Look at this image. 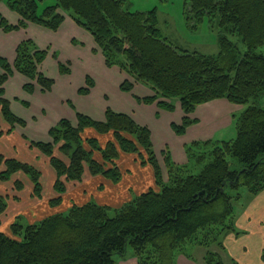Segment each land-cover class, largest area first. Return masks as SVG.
I'll return each instance as SVG.
<instances>
[{"label":"trees","instance_id":"1","mask_svg":"<svg viewBox=\"0 0 264 264\" xmlns=\"http://www.w3.org/2000/svg\"><path fill=\"white\" fill-rule=\"evenodd\" d=\"M53 1L39 14L36 0H0L20 17L18 24L10 25L0 15V29L10 33L33 24L55 32L67 16L91 36L108 68L117 67L152 92V97L138 102L156 104L166 112H173L174 103H179L184 117L179 125H171L178 136L196 123L189 116L198 105L225 100L244 109L234 118V140L190 144L185 149L189 163L184 166L163 154L166 180L148 128L128 115L107 108L103 122L79 113L75 126L60 120L48 132L52 143L29 142L48 158L58 195L65 193L66 182H80L85 170L119 184L120 155H134L141 166H149L154 188L132 196L119 208L91 200L33 224L23 225L24 217L17 216L8 235L0 232V264H116L114 258H125L128 246L137 264H176L178 255L193 260L186 253V246L193 245L205 250L203 264H224V237L242 234L235 228L234 209L242 197L240 188L253 197L264 192V109L251 103L264 95V54L255 53L264 44V0H185L187 20L194 22L193 27L207 18L220 28L216 56L172 46L159 32L155 12H130L126 0ZM230 37L238 38L243 53ZM47 55V50L24 40L15 50L13 64L0 58V116L8 125L7 134L25 123L11 113L4 84L18 73L29 81L23 86L26 93H33L36 86L43 94L50 92L54 81L40 72ZM58 71L70 74L69 64L58 63ZM93 85L87 78L86 87L78 93L87 95ZM132 88L128 81L120 87L127 93ZM87 129L111 138L100 147L96 138L82 139ZM54 146L58 147L56 156ZM94 152L100 160L93 157ZM193 164L199 165L198 174H192ZM1 165L0 183L8 182L14 174H25L33 185L32 196L41 198L36 170L0 156ZM14 189L21 190V183L15 182ZM60 196L51 199L49 206H59ZM6 208L0 194V215ZM261 260L264 263V250Z\"/></svg>","mask_w":264,"mask_h":264},{"label":"crops","instance_id":"2","mask_svg":"<svg viewBox=\"0 0 264 264\" xmlns=\"http://www.w3.org/2000/svg\"><path fill=\"white\" fill-rule=\"evenodd\" d=\"M0 15L10 25H16L19 21L17 14L7 9L3 3H0ZM24 40H31L40 50L48 51L45 61L40 66V72L52 79L54 84L48 93H41L36 86L34 93L28 94L23 90L28 80L17 73H14L4 84V97L9 102L10 111L26 123L25 128L16 127L7 134L8 125L0 116V132L5 133L0 137V156L5 158L30 162L31 160H27L30 155L36 161L38 155L33 149H29L26 139L47 142L48 131L60 120L64 119L75 125L76 113L101 122L104 120L106 109L109 108L113 112L128 115L136 124L148 128L160 166L163 163V154H168L174 164L184 166L189 163L185 152L187 146L192 143L224 141L217 137L231 130L234 118L244 109L225 100H214L198 105L189 116L196 123L189 126L182 136H178L173 132L171 125H179L184 117L179 103H174L173 112H166L159 109L156 104L147 105L138 102L136 99L152 97V92L145 86L135 83L117 67L108 68L91 36L67 16H64L63 23L55 32L33 24H29L26 29L10 33H4L0 29V58L13 64L15 50ZM93 50L96 52L94 53ZM53 55L57 56L56 60ZM58 63H68L70 74L60 75ZM87 78H90L94 85L87 95L82 96L78 91L86 87ZM124 81L133 85L130 93L120 91ZM23 102L28 106H23ZM125 158L135 161V169L146 168L145 172L153 175L152 169L149 166H140L134 155H120L117 161L120 170L118 163ZM141 182L144 180H139L137 184L141 185ZM151 185L154 188V180ZM134 195L139 194L132 196ZM22 208L24 207L11 211L14 212L13 217L11 215L12 220L20 216ZM31 208L33 210V206ZM7 212L8 209L6 214ZM57 213L61 212L53 211L43 218ZM43 218L33 219L26 216L29 224ZM235 226L242 234L239 237L229 235L225 238L223 256L226 255L228 261L233 260L236 264H264L261 260L264 250V192L247 199L243 210L236 214ZM118 264H137V262L134 258L127 261L121 259ZM176 264H203L202 255L198 258L193 256V260L178 255Z\"/></svg>","mask_w":264,"mask_h":264},{"label":"rangeland","instance_id":"3","mask_svg":"<svg viewBox=\"0 0 264 264\" xmlns=\"http://www.w3.org/2000/svg\"><path fill=\"white\" fill-rule=\"evenodd\" d=\"M36 1L38 2L39 14L46 7L52 6L54 4L53 0H43L42 2H39L38 0ZM125 5L127 10H129L130 12L145 13V12L154 11L157 18V26L159 32L161 33L162 37L167 39L172 46L181 49L183 51H187L191 53L196 52L206 56H216L218 54L217 38L220 32V28L215 24V22L214 23L209 22L207 18H203V20L199 24H195V27H193L194 22L187 20L188 7L185 6V0H126ZM230 39L233 43H235L238 46L241 53L245 51L244 46L239 42L237 37H230ZM255 53L264 54V44L260 46L258 49H256ZM120 91L122 90L120 89ZM251 103H254L264 109V95H262L259 100L252 101ZM22 105L25 107L28 106L24 102L22 103ZM92 120L96 121L94 119ZM22 121L25 123L24 120ZM75 121H76V114H75ZM96 122H100V121H96ZM16 127L18 126H15V128ZM25 127H26V123L23 128ZM1 132L3 133V135H5L3 131ZM235 137H236V128H235V120H234L231 130L225 131L223 134L219 135L217 139L224 140L225 142H229L234 140ZM88 138H96L98 141V145H101L100 147H104L106 141L110 139L111 136L109 135L104 137L98 135L94 130L87 129L83 132L82 139L86 140ZM29 142L30 140L26 139V144L29 147V149L31 150L33 149L36 152L34 153L38 155L37 160L35 161L33 157L29 155L30 157L28 156L27 160L29 159L31 161L30 162L27 161L23 163L28 164L31 168H33L40 174L39 181L41 184V188L43 189L42 196L41 198H39V200H37V198L35 197L33 198L32 196L33 185L29 180L28 176L22 173L14 174L13 176L10 177L8 182L0 183V194H2L5 197L6 204L8 205V207L6 208L8 209L7 214L6 212H4V214L0 215L1 233L5 232V234L7 235L9 234V226L14 221L12 220L13 217L12 214L14 212L12 213L11 211H14L17 208H21L22 206L24 207L22 208V213H21L23 214L22 216L24 217L22 224L27 225L29 224V222L27 221L26 216L31 217L33 219L43 218L48 213H52L53 211L65 212L72 205H82L91 200L102 206H108L109 208H113V209L119 208V206H121L124 202L129 200V198L133 194H140L152 186L151 182L153 180V175L151 173H150L151 175L147 174V172H145L146 168L135 169V165H136L135 161H132L131 158H125L123 160H120V162L118 163L122 172V179L119 184L113 185L110 182L101 178L100 176L93 177L89 174L87 170H85L83 174V178L80 182L65 183L66 191L64 194L60 196L54 191V183L56 181V176L54 170L51 168L49 164L48 158L44 156L37 149L31 148ZM32 142L52 143L51 139L49 138V135L47 142L45 141H32ZM86 147L88 148V145L85 144V148ZM57 148L58 147L54 146L55 156L57 155L58 152ZM93 155H94L93 157L96 160H100V155L97 154V152H94ZM1 157L5 158L4 156ZM194 165L195 164H193L191 168L193 175L198 174V172L200 171L199 165L198 167H195ZM160 168L162 170L163 178H165L166 180V172L163 163H161ZM2 169H3V165L0 166V171ZM139 180H144V182H141V185H138L137 183ZM15 182L21 183L22 185L21 190L14 189ZM28 185H30L29 188ZM239 192L242 195L241 200L234 203L235 213L238 214L243 210L247 202V199L250 197V195L243 188H240ZM59 196L61 198V204L55 208L50 207L48 204L49 201L51 199L58 198ZM31 206H33V210ZM44 211H46L45 214ZM109 214L110 216H113L114 215L113 210L109 211ZM2 230L4 232H2ZM229 235H234V234H228L227 236ZM234 236L239 237L241 235L239 236L234 235ZM226 237H224L223 239V245ZM212 248L210 250L214 252ZM204 251L205 250L203 248H200L198 246H194V245L186 246V253L190 254V256L192 257L195 256V258H198V256L201 255L203 257ZM225 256L222 257L223 263L232 264L231 260L229 259L228 261ZM131 258H133L132 249L130 246H128L126 249V256L123 259L127 261ZM114 260L116 264H118L121 259L115 257Z\"/></svg>","mask_w":264,"mask_h":264}]
</instances>
